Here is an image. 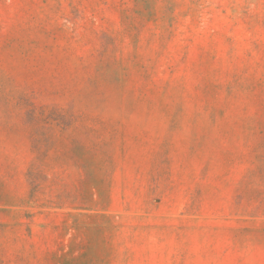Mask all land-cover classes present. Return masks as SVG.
Here are the masks:
<instances>
[{
    "label": "rangeland",
    "instance_id": "obj_1",
    "mask_svg": "<svg viewBox=\"0 0 264 264\" xmlns=\"http://www.w3.org/2000/svg\"><path fill=\"white\" fill-rule=\"evenodd\" d=\"M0 264H264V0H0Z\"/></svg>",
    "mask_w": 264,
    "mask_h": 264
}]
</instances>
